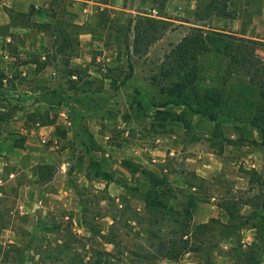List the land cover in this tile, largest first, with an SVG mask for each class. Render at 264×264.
Returning <instances> with one entry per match:
<instances>
[{
	"label": "rangeland",
	"instance_id": "obj_1",
	"mask_svg": "<svg viewBox=\"0 0 264 264\" xmlns=\"http://www.w3.org/2000/svg\"><path fill=\"white\" fill-rule=\"evenodd\" d=\"M129 1L149 13L162 0ZM170 2L184 10L161 11L148 50L128 54L130 15L106 11L91 54L82 29L52 30L33 51L35 75L15 77L7 118L55 128L47 141L0 133V264H83L92 248L114 251L113 216L124 260L112 264H264V93L246 76L264 63V0ZM5 26L0 36L15 43L1 49L16 56L27 33ZM228 42L249 53L229 57ZM150 186L172 190L166 208L147 210Z\"/></svg>",
	"mask_w": 264,
	"mask_h": 264
},
{
	"label": "crops",
	"instance_id": "obj_2",
	"mask_svg": "<svg viewBox=\"0 0 264 264\" xmlns=\"http://www.w3.org/2000/svg\"><path fill=\"white\" fill-rule=\"evenodd\" d=\"M61 1H64L63 6H61L63 3ZM105 10L124 12L126 15H130V18H134L141 14L149 15L153 9H150L149 13H145L137 8L136 2L132 3L129 1L126 5V0H0V27L6 25L10 29H17L27 33L24 43L17 45L20 50L15 54L16 56L12 55L7 49H1L3 45L15 43L13 36L8 35L5 38L0 36V50H2L0 51V70L4 74L0 88V100L7 103V105H0L1 136H8L10 130L25 134L32 132L33 135H39L44 141H47L54 135L55 125L39 124L37 130L29 131L23 121L17 120V115H12L10 119L7 118L6 113L15 107L14 104L10 105L8 103L14 102V97H18V92L21 88L15 77L22 75L30 78L35 75L36 64L30 60L33 57V51H37L41 45L45 44L44 41L49 39V32L57 30L61 21H66L73 27L83 30L80 32V47L85 54H91L96 43L101 41L96 32H92L91 29L99 30L96 20L101 12ZM170 10L183 11L184 8L181 5L176 6V3L170 2L168 6L162 9L164 12ZM44 25L50 26V29L43 27ZM259 57L261 58L262 56ZM40 59H46V55L42 54ZM23 61L25 63H22ZM47 70L50 75L54 72L51 67ZM14 135L13 137H16ZM135 155L142 158L139 152H136ZM157 161L159 160L157 159ZM153 162H156V158L153 159ZM252 164L256 171L260 173L257 169V164L254 162ZM246 236L248 235H245L243 239L244 246L252 245V239H247Z\"/></svg>",
	"mask_w": 264,
	"mask_h": 264
},
{
	"label": "trees",
	"instance_id": "obj_3",
	"mask_svg": "<svg viewBox=\"0 0 264 264\" xmlns=\"http://www.w3.org/2000/svg\"><path fill=\"white\" fill-rule=\"evenodd\" d=\"M167 1L168 0H162L160 2V10H162L163 8L166 7ZM61 2H63L61 4V6H63L64 1H61ZM58 5H60V4H58ZM222 6L225 9H227V5H222ZM106 11H109V10H105V11L101 12L100 16H103V14ZM162 24H165L164 20L155 19V18L149 17L145 14L144 15L141 14V15H138L134 18H130L129 21L127 22L128 38L124 44L125 49L127 50L128 54H130V47L133 48L134 54L140 53L141 48L143 46H145L146 49L148 50L150 45H152L156 40L159 39L160 34H158V31L160 29L163 31V29L161 27ZM37 26L41 27L40 25H37ZM43 27L50 29V26H48V25H44ZM69 27H73V26L71 24H68L66 21H61L60 25L57 27V32H61L62 37H67V34H66L64 28L67 29ZM131 33L133 34L132 41H130V34ZM236 37H238L236 39L237 41H241V42H249L250 41V39L244 38L245 37L244 34H241V35L236 34ZM194 41L203 42L202 36H200V35L194 36L193 42ZM215 42H217V40L214 39L213 43H215ZM226 47H227V49H230V51L228 53L229 57L235 56L236 52L239 53V55H242L246 51H247L246 53H249V51L247 50V46L244 43L238 45V44L228 42ZM204 51H208V50H204ZM249 55L253 56L254 50ZM33 63L36 64V66H37V62L33 61ZM128 67L132 71V64H131L130 60L128 62ZM248 67H249L248 68L249 72L246 73V76L252 78L251 82L254 84L255 89H260L262 94H263L264 93V63L254 61V62L250 63ZM72 75H75V74L73 73ZM131 76H132V74H129L128 79L131 78ZM3 78H4V74L0 73V88L2 85L1 83H2ZM262 132H263V129H262ZM155 178H156V181L154 184L157 185L158 182H162V181H160V178H158V176H155ZM156 189H155V187L151 188V186H150L147 190L148 195L145 194L147 210L149 212L150 211L152 212V209H154L155 206L166 208L167 204L170 203L169 198L171 197L170 195L172 194V190L169 189V190H167L168 192H165V194L162 195V193L159 191V189L157 187H156ZM188 215H190V213H188ZM117 218H118L117 216L112 217L113 223L111 224V229H112V232H115L112 234V239L105 241V243L110 244L114 247V251H108V250H104V251L99 250L98 251L97 247L92 248L90 250V252H88L89 253L88 261L83 262V264H112L113 263L112 261H115L116 263H121L124 260L123 254L121 256H118L117 253H115V250L120 247V243H121V241L118 240V235H119L118 234V230H119L118 224H119V221L117 220ZM148 224L151 225L149 221H148ZM182 224H184V223H182ZM121 226H123V224H121ZM185 226H186V224H185ZM89 232L91 234H93L94 230L89 229ZM145 232L147 233L146 236L148 238V242L151 243L153 240L157 239L156 236L153 235L154 233L152 230L148 229ZM188 235H190V234H188V232H187L183 237L188 236ZM190 240H192V241L195 240L193 235L190 236ZM178 241L179 240H176L175 238H170L168 241H166V245L168 246L167 249L170 252L173 251L175 248L178 247ZM187 241H189V240L183 241L181 248L186 247V245L188 244ZM92 246H93V244H92ZM1 249H2V246L0 244V251H1ZM207 254L208 253H206V255ZM208 256H209V254H208Z\"/></svg>",
	"mask_w": 264,
	"mask_h": 264
},
{
	"label": "built area",
	"instance_id": "obj_4",
	"mask_svg": "<svg viewBox=\"0 0 264 264\" xmlns=\"http://www.w3.org/2000/svg\"><path fill=\"white\" fill-rule=\"evenodd\" d=\"M162 10H156V9H153L150 11L149 15L150 17H154V18H160V13H161Z\"/></svg>",
	"mask_w": 264,
	"mask_h": 264
}]
</instances>
